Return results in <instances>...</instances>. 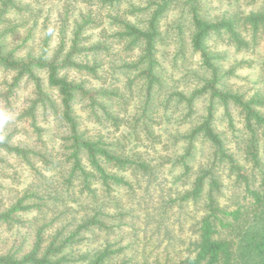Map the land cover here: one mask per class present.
I'll return each mask as SVG.
<instances>
[{
    "label": "trees",
    "instance_id": "16d2710c",
    "mask_svg": "<svg viewBox=\"0 0 264 264\" xmlns=\"http://www.w3.org/2000/svg\"><path fill=\"white\" fill-rule=\"evenodd\" d=\"M33 1L0 0V164L11 155L32 177L0 197V228L22 229L0 240V264H264V91L229 83L242 64L212 44L264 48V0L219 14L205 0H95L110 31L96 39L89 12L40 28ZM175 8L171 60L187 44L197 55L183 76L160 51ZM22 89L24 126H9Z\"/></svg>",
    "mask_w": 264,
    "mask_h": 264
},
{
    "label": "rangeland",
    "instance_id": "374dc122",
    "mask_svg": "<svg viewBox=\"0 0 264 264\" xmlns=\"http://www.w3.org/2000/svg\"><path fill=\"white\" fill-rule=\"evenodd\" d=\"M30 3L34 4L35 2L33 0H27ZM144 1V0H143ZM142 0H138L137 3H142ZM263 1V0H261ZM42 6L38 9V20L39 25L41 28V24L43 19L48 16L49 19H47L51 24L56 22L58 18L62 15V11L64 8L67 9L69 19L73 20L75 16L78 17V15L81 12H89L92 17H95L97 19L96 21V27L90 29V31L87 32V34L91 35V38L96 39L97 37L102 34L103 36L109 34V28L107 25V17H105L107 13L106 7H100L98 2H95V0H41ZM71 2V3H70ZM260 0H205L204 5L207 7V9L212 14H219L223 12L229 13V12H235L236 10L241 12H247L249 10H254L256 7L259 6ZM180 13V9L175 8L172 10H169L166 14V16L161 21V28L164 30V38L163 43L160 45V51H164L162 55V59L164 60L165 64L168 66L177 65L176 68L170 69L169 71H174L175 76H183L186 74V69L188 68L187 63H189V60L193 59L196 60L197 55L192 54L190 51V48L188 44L186 45V60L183 61L180 57L177 56L175 59L171 60L172 56L174 55V52H177L178 44H179V36L177 35V28L175 27L177 24L178 16ZM25 16V17H24ZM19 18L23 19L24 25L20 27L19 33H17V37L24 36L26 33V28L31 23V17L28 15H25V12L20 16ZM27 19V20H26ZM41 21V22H40ZM57 23V22H56ZM184 23V22H183ZM68 26V24H67ZM186 26V23H185ZM188 26V25H187ZM71 25H69V28ZM104 30V34L101 33V30ZM185 31H187L185 29ZM100 32V33H99ZM56 33V31L54 32ZM41 34L40 31H37V35L39 36ZM187 35V34H186ZM215 38V37H214ZM17 42V41H15ZM212 42V41H211ZM212 44H215L216 49L219 53L223 54L224 59L223 62L226 66L232 67L235 66L238 63H241L242 65L238 67L233 73V76L229 77L228 82L233 84L235 87L239 88L242 91L245 92H252L253 90H259L264 91V62H262V58L260 56H264V48H257L254 50H238L235 48L232 44H225L221 42L218 38V40H214ZM158 53L159 56H161ZM176 55V54H175ZM174 55V56H175ZM264 58V57H263ZM172 64V65H171ZM109 74H105V78L108 79ZM3 78V75L0 73V81ZM109 80V79H108ZM107 82V81H106ZM27 90L22 89L20 93H18L16 97V110H8L6 113H2L1 115L5 116L9 126H13L15 123L19 126H24V123L17 120V113L22 107L20 102L22 101L24 96H27ZM0 106H3V103H0ZM10 119V120H9ZM172 120H174L172 118ZM170 129L178 128L175 124H169ZM241 124H236V131H238V128H240ZM18 126V127H19ZM87 126L90 127V130H93L95 132L103 133L105 130L102 128L100 124L88 122ZM124 127H121V143L126 144L128 143V140L126 137L122 136V133H124ZM1 130H5L3 126L0 125ZM112 133H110V136L112 134L118 136L120 134L119 131H114L112 127L109 128ZM174 131V130H173ZM238 133V132H237ZM228 134L229 131H228ZM20 135L17 134L15 137H19ZM160 147V144L157 145V148ZM172 150H178L175 146H171ZM148 149V150H147ZM146 151L147 157L154 156L149 154L150 151H154L150 148H142V151ZM155 152V151H154ZM154 158V160H157V157H150ZM159 160V159H158ZM160 177H162V174H160ZM159 177V178H160ZM168 178L169 175H168ZM32 179L30 174V169L27 168L24 164H22L20 161L16 160L13 156L9 155L6 158V162L3 164H0V197L3 195L7 198H9L13 193L14 190H20L23 188L27 183ZM170 180V179H169ZM170 183H164L163 191L165 193L169 192V186ZM5 186V187H4ZM156 194V192H155ZM22 229L18 230H7L4 228H0V240L2 239V243L6 244L7 246L11 245L12 242L15 239H18V236H20ZM6 246V247H7Z\"/></svg>",
    "mask_w": 264,
    "mask_h": 264
}]
</instances>
